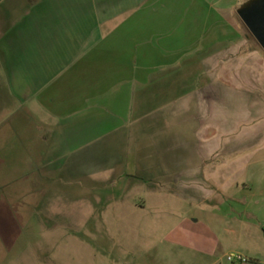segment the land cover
<instances>
[{
    "label": "crops",
    "instance_id": "1",
    "mask_svg": "<svg viewBox=\"0 0 264 264\" xmlns=\"http://www.w3.org/2000/svg\"><path fill=\"white\" fill-rule=\"evenodd\" d=\"M238 1L0 0L2 107L33 104L46 143L63 129L71 148L101 144L90 181L117 198L150 187L264 239V118L255 52L231 30Z\"/></svg>",
    "mask_w": 264,
    "mask_h": 264
},
{
    "label": "rangeland",
    "instance_id": "2",
    "mask_svg": "<svg viewBox=\"0 0 264 264\" xmlns=\"http://www.w3.org/2000/svg\"><path fill=\"white\" fill-rule=\"evenodd\" d=\"M247 1L235 6L237 26L231 30L240 41L238 52H255L249 74L257 86L256 116L264 118V52L236 14ZM230 44H213L205 53ZM5 91L0 88V264H230L227 254L251 252L259 262L246 264H264L263 237L219 221L211 208L201 211L150 187L135 186L117 198L121 187L100 186L102 174L90 181L101 164V144L71 148L63 129L44 142L45 125L33 104L2 107ZM151 175L163 178L160 165ZM229 227L238 235H227Z\"/></svg>",
    "mask_w": 264,
    "mask_h": 264
},
{
    "label": "water",
    "instance_id": "3",
    "mask_svg": "<svg viewBox=\"0 0 264 264\" xmlns=\"http://www.w3.org/2000/svg\"><path fill=\"white\" fill-rule=\"evenodd\" d=\"M236 14L264 52V0H249L237 9Z\"/></svg>",
    "mask_w": 264,
    "mask_h": 264
},
{
    "label": "built area",
    "instance_id": "4",
    "mask_svg": "<svg viewBox=\"0 0 264 264\" xmlns=\"http://www.w3.org/2000/svg\"><path fill=\"white\" fill-rule=\"evenodd\" d=\"M225 260L230 264H246L248 259L239 253H229L225 256Z\"/></svg>",
    "mask_w": 264,
    "mask_h": 264
}]
</instances>
